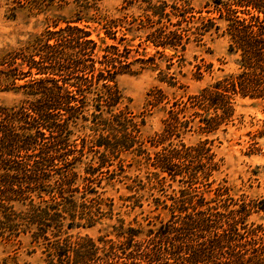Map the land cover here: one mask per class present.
<instances>
[{"label": "trees", "instance_id": "trees-1", "mask_svg": "<svg viewBox=\"0 0 264 264\" xmlns=\"http://www.w3.org/2000/svg\"><path fill=\"white\" fill-rule=\"evenodd\" d=\"M124 2L151 5L152 0ZM244 3L256 14L231 22L228 27L233 41L230 51L239 54L241 71L190 97L178 112L169 111L155 146L164 145L175 134L176 113L202 111L193 114L201 117L199 129L209 133L232 117L237 96L264 100V0L236 2L237 6ZM165 7L148 6L158 24L164 17L170 18ZM78 20L66 22L67 27H56L55 31L47 30L27 49L9 54L7 80L23 89L26 98L13 107L0 106V237L11 241L29 235L32 243L43 241L47 245L45 264H135L144 250L140 261L146 264H264V198L241 195L236 199L222 187L208 199L192 187L199 183V176L196 171H185L184 162L209 151L206 142L192 147L170 143L154 153L153 165L174 181L180 177L179 181L188 187L176 200L180 213L173 214L155 238L144 242L148 247L131 239L124 245H136L135 249L128 252L123 247H111L100 255V248L90 237L74 239L68 234L74 228L93 226L104 216L103 200L88 194H97L93 185L101 184L105 174L109 179L119 175L109 168L112 158L132 152L151 159L141 140L144 120L138 121L128 106L119 107L124 96L116 76L135 60L130 61V51H121L115 45L104 48L101 59L96 60L98 45L89 31L72 26ZM150 29L146 39L153 46L175 47L177 51V40H182L177 29ZM153 97L149 104L155 106L162 99V91L157 90ZM80 122L88 133L77 136L78 153L82 156L91 150L100 158L97 167L89 164L82 185L75 186L79 175L73 169L69 175L53 179L47 167L56 163L67 168L71 160H77L70 154L74 134L71 126ZM47 138L52 139L55 148L39 156L42 161L34 162V154L42 153L38 145ZM254 215H261L260 220L250 221ZM142 246L144 250H140ZM0 264L20 263L3 259Z\"/></svg>", "mask_w": 264, "mask_h": 264}, {"label": "rangeland", "instance_id": "rangeland-1", "mask_svg": "<svg viewBox=\"0 0 264 264\" xmlns=\"http://www.w3.org/2000/svg\"><path fill=\"white\" fill-rule=\"evenodd\" d=\"M237 1L152 0V6L165 5V11L170 15L169 20L164 17L158 24V18L151 16L153 12L148 8L151 5L141 2L126 5L124 0H0L2 107L16 106L26 98L23 89L7 80L9 54L27 49L44 36L47 30L67 27L66 22L81 19L72 26L90 32V38L98 45L96 60L101 59L104 48L112 45L121 51L126 48L130 51V61L135 60L128 69L119 70L116 76L117 85L124 96L119 107L128 106L138 121L144 120L141 140L151 159L132 152L121 153L118 159L112 158L113 165L109 168L119 175L109 179L110 176L105 174L101 184L93 185L97 194H88V197L99 196L103 200L101 209L104 216L93 226L68 230L74 239L78 236L93 239L100 248V255L111 247H123L128 252L135 249L136 245L131 248L124 245L131 239L148 247L144 242L150 241L160 228L169 224L173 214L180 213L176 200L180 199L181 190L188 185L180 182V177L174 181L152 163L154 153L162 151L170 143L174 147L182 143L192 147L206 142L209 151L184 162L185 171H196L199 176V183L192 187H197L196 191L204 193L206 198H214L215 191L222 187L228 188L236 199L241 195L264 198L262 99L237 96L233 100L232 117L216 131L209 133L199 129L201 117L193 114L199 110L189 109L176 113L175 134L164 145L155 146L159 134L165 128L169 111L178 112L190 97L199 95L205 88L241 71L237 62L239 54L230 51L233 41L228 27L231 22L247 20L256 12L247 8L245 3L237 6ZM150 27L177 29L182 37V40H177V51L175 47L167 46L164 49L153 46L146 39ZM198 27H203L202 31H196ZM96 66L99 64L96 63ZM157 90L162 91V99L152 106L149 103ZM89 109L91 111L92 107ZM81 124L84 123L71 126L74 134L71 136L70 154L77 156V160H69L67 168L56 163L47 167L53 179L60 174L69 175L73 169L79 175L75 186L82 185L85 170L89 164L97 167L100 158L99 153L90 149L82 156L78 153L77 136L88 133ZM41 145L37 149L42 150V153L37 156L34 154V162L42 161L39 156L55 148L51 138H47ZM103 171H106L105 168ZM163 177L165 180H162ZM260 218L261 215H254L250 221H259ZM46 246L43 241L40 244L32 243L29 235L11 241L0 237V261L7 259L10 263L45 264ZM144 246L140 250H144ZM145 251L137 256L135 264H146L141 262V255Z\"/></svg>", "mask_w": 264, "mask_h": 264}]
</instances>
